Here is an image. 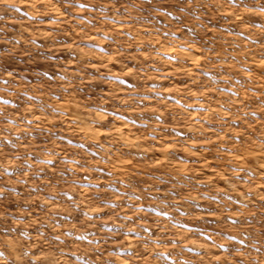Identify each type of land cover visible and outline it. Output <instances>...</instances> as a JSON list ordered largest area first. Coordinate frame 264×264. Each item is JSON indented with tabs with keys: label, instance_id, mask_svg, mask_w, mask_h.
<instances>
[{
	"label": "rangeland",
	"instance_id": "rangeland-1",
	"mask_svg": "<svg viewBox=\"0 0 264 264\" xmlns=\"http://www.w3.org/2000/svg\"><path fill=\"white\" fill-rule=\"evenodd\" d=\"M0 264H264V0H0Z\"/></svg>",
	"mask_w": 264,
	"mask_h": 264
}]
</instances>
